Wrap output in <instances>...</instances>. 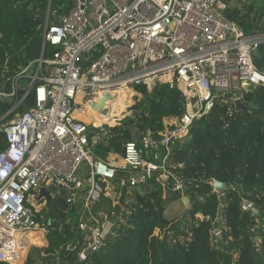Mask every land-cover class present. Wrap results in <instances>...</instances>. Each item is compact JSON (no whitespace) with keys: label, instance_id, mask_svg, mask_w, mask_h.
Listing matches in <instances>:
<instances>
[{"label":"built area","instance_id":"obj_1","mask_svg":"<svg viewBox=\"0 0 264 264\" xmlns=\"http://www.w3.org/2000/svg\"><path fill=\"white\" fill-rule=\"evenodd\" d=\"M226 9L222 0H71L59 23L44 25L43 46L54 50L51 57L25 67L10 92L0 90V100L12 103L5 115L10 118L1 126L6 145L0 152V263L19 260L18 232L46 239L48 230L37 221L44 202L29 203L40 188L75 214L71 220L82 238L79 262L123 223L134 190L154 175L165 189L179 193L182 204L186 192L201 183L214 192L213 180H182L168 170V160L171 148L189 138L193 121L215 103H233L242 92L264 86V75L251 61L264 33L245 35L225 17ZM156 85L180 92L183 114L165 118L156 137L146 132L139 147L123 145V156L96 157L88 127L97 126L76 119L75 112L99 92H135L136 86L150 92ZM18 91H24L20 99ZM29 94L30 107L23 103ZM240 208L256 213L247 201ZM219 234L217 229L211 233Z\"/></svg>","mask_w":264,"mask_h":264},{"label":"trees","instance_id":"obj_2","mask_svg":"<svg viewBox=\"0 0 264 264\" xmlns=\"http://www.w3.org/2000/svg\"><path fill=\"white\" fill-rule=\"evenodd\" d=\"M222 1L227 5L225 17L245 35L264 33V0ZM70 8L71 0H0L1 91L10 92L12 80L30 63L51 57L54 50L43 46L44 25L59 23ZM251 61L264 75V44L256 47ZM26 83L27 79L20 80ZM133 89L130 102L120 104L124 110L133 95L141 94L138 103L131 105L130 118L123 120L129 106L119 118L123 121L108 125L112 128L88 127L96 157L105 160L110 152L119 154L127 143L139 147L142 135L149 132L156 137L165 118L184 112V100L176 88ZM23 95L24 91H18L17 99ZM241 101L250 113L234 112L231 102L215 103L193 121L189 138L171 148L168 160V170L182 180H216L226 190L215 193L209 184L201 183L195 191L186 192L188 211L166 220L163 212L179 199V193L165 189L154 175L139 192L134 190L123 223L84 262L77 259L79 246L67 250L73 240L79 244L82 240L74 229L77 222L71 220L73 211L63 200L52 199L43 217L37 218L48 230L46 245L30 247L23 264H264V86L242 92ZM23 103L32 105L31 94ZM11 107L12 103L0 100L1 124L10 118L5 115ZM5 145L0 132V152ZM242 201L252 203L256 213L242 211ZM155 229L164 235L153 236ZM215 229L220 232L216 238L211 235Z\"/></svg>","mask_w":264,"mask_h":264},{"label":"bare ground","instance_id":"obj_3","mask_svg":"<svg viewBox=\"0 0 264 264\" xmlns=\"http://www.w3.org/2000/svg\"><path fill=\"white\" fill-rule=\"evenodd\" d=\"M129 91L130 89L99 92L91 98L90 103L86 104V107L83 110L75 112L74 117L84 122L85 124H93L94 126H97V127L101 125L102 123H105L109 120L118 121L119 118H121V116L123 115V113L127 110V108L131 105L130 104L124 110H122L120 104L118 103L120 101V98H122L123 95L124 96H126L127 94L129 95ZM100 113H105V115H101L102 117L104 116L103 117L105 118L104 120H100V122L97 124L95 121L90 122L91 121V118L89 117L90 115L95 118V117H98ZM107 116L109 117L106 119ZM162 179L164 182H167L166 178H162ZM21 234L26 236L25 237V241H27L26 243H30L33 236H35V238H38V239L43 238V236L35 232H27V233L18 232L15 238H17L18 240V242L16 243V246L18 249L17 255L18 254L20 255L19 259L22 258L23 254L26 251V248H27L26 246L29 245V244L26 245L22 240L18 239V237ZM29 235L32 237L27 238ZM42 242L44 245V241Z\"/></svg>","mask_w":264,"mask_h":264},{"label":"rangeland","instance_id":"obj_4","mask_svg":"<svg viewBox=\"0 0 264 264\" xmlns=\"http://www.w3.org/2000/svg\"><path fill=\"white\" fill-rule=\"evenodd\" d=\"M232 5V4H231ZM51 20H52V18H51ZM49 24H51V21H50V23ZM134 97H133V99H132V103H131V105H133V106H135L137 103H138V100L141 98V94H135V95H133ZM122 102H124V103H129L130 102V96L127 94L126 96H122V98H120V101L118 102L119 104H122ZM130 105V106H131ZM133 106H131L132 108H133ZM101 115H105V113H100L99 114V116L98 117H92L91 115L89 116L90 118H91V121L90 122H96V124L97 123H99L100 122V120H104L105 118H103ZM132 115V110H130L129 111V114H128V117L129 116H131ZM122 119H119L118 121H115V120H111V121H107V122H105V123H102L101 125H102V127L103 128H112L113 126H108V125H112V124H114V123H118V122H120ZM0 125H2L1 123H0ZM117 125V124H116ZM115 125V126H116ZM100 126V125H99ZM89 148H91V151L92 152H94L95 150H94V148H93V146H89ZM29 203H31V204H33L34 206H36L37 205V203L30 197L29 198ZM175 204H170L167 208H166V211H165V218H169L171 215V213L174 211V208H175ZM183 206H184V208H185V205L183 204ZM189 209V208H188ZM188 209H185L186 211H188ZM185 211V212H186ZM40 216H42L43 217V213L41 212L40 213ZM74 216H75V214H74ZM74 216H72V218L74 217ZM163 216H164V212H163ZM76 221L75 220H73V223H75ZM22 236V234L18 237V239L19 240H21V237ZM29 237H32V236H28L27 238H29ZM16 239V243L18 242V240H17V238H15ZM23 240V239H22ZM28 240V239H27ZM24 241H25V239H24ZM23 241V242H24ZM42 241H44V245L42 246ZM27 242V241H26ZM27 244H29V245H27ZM26 245V251H25V253L23 254V256H22V258L21 259H19L18 260V262L17 261H14V263L13 264H23V262H24V260H25V257H26V254H27V252H28V250H29V248L30 247H44L45 245H46V239L44 238H40V239H38V238H35V236H33L32 237V240H31V242L30 243H27ZM30 246V247H29Z\"/></svg>","mask_w":264,"mask_h":264},{"label":"water","instance_id":"obj_5","mask_svg":"<svg viewBox=\"0 0 264 264\" xmlns=\"http://www.w3.org/2000/svg\"><path fill=\"white\" fill-rule=\"evenodd\" d=\"M232 106H233L234 112H236V113H240V114L250 113V111L248 110V108L246 107V105L240 99H237V100L233 101ZM1 126L2 125H0V132H2V127ZM123 153H124V150H123V148H121L119 154L121 156H123ZM224 190H226V185L224 183L218 182L216 180L213 181V191L215 193H218V192L224 191ZM136 191L139 192L140 191V188H137ZM181 199H182V202H183V204L185 206H188L189 205V202L190 201H189V198L188 197H183ZM33 200L36 203H39L41 200H43V202H44V205H43L44 209H47L48 206H49V204L51 203L50 196L47 194V192L43 188L38 189L36 196L33 197ZM76 231L80 235L79 230L77 229ZM77 244H78V241L76 239L73 240L69 244V246L67 247V250H70V251L75 250L77 248Z\"/></svg>","mask_w":264,"mask_h":264},{"label":"crops","instance_id":"obj_6","mask_svg":"<svg viewBox=\"0 0 264 264\" xmlns=\"http://www.w3.org/2000/svg\"><path fill=\"white\" fill-rule=\"evenodd\" d=\"M113 155H115V154H112V153H110L108 156H107V158H110V157H112ZM182 201V200H181ZM171 204H175L176 206H175V208H174V211L170 214L171 216L169 217V218H165V211H166V209H165V211H164V218L166 219V220H172V219H174V218H178L179 216H181L183 213H185V208H184V206H183V204L180 202V200H176V201H174L173 203H171ZM187 212V211H186Z\"/></svg>","mask_w":264,"mask_h":264}]
</instances>
